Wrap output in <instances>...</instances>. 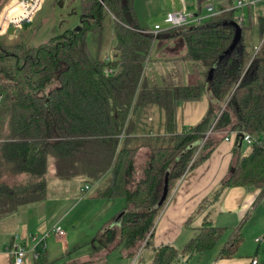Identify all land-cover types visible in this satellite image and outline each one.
I'll return each mask as SVG.
<instances>
[{
	"label": "trees",
	"instance_id": "trees-1",
	"mask_svg": "<svg viewBox=\"0 0 264 264\" xmlns=\"http://www.w3.org/2000/svg\"><path fill=\"white\" fill-rule=\"evenodd\" d=\"M210 1L196 0L198 15ZM234 2L219 0L218 13L200 25L149 36L138 22L134 0H79L78 30L29 50L21 43L6 46L0 38V218L46 200L51 156L57 179L81 177L89 191L98 187L95 199L123 201L120 218H112L98 234L108 250L122 244L135 259L145 242L151 260L144 263L140 254L134 264H180L215 249L228 230L207 221L180 250L154 247L152 237L183 177L223 141L211 137L202 143L216 115L215 133H237V142L243 134L253 139L247 154L233 147L221 189H259L254 203L264 198V18L258 19L257 52L245 47L243 33L251 24L243 22L240 46L219 61L235 34ZM173 40L182 42L181 55L152 60L157 43ZM151 60L200 63L204 75L212 70L208 111L196 126L178 133L176 107L200 101L203 86H151L145 77ZM106 69L113 74L106 76ZM147 105L163 111L166 137L133 136V114ZM140 154L144 160L138 164ZM194 155L198 158L190 165ZM19 176L26 180L15 184L13 177ZM247 219L229 230L218 259L237 254ZM33 264H48L46 251Z\"/></svg>",
	"mask_w": 264,
	"mask_h": 264
},
{
	"label": "rangeland",
	"instance_id": "rangeland-1",
	"mask_svg": "<svg viewBox=\"0 0 264 264\" xmlns=\"http://www.w3.org/2000/svg\"><path fill=\"white\" fill-rule=\"evenodd\" d=\"M8 1L0 0V14ZM218 1L211 0L205 4L203 6V13H207L206 9L209 6H213L214 10H216ZM172 2L176 11L171 9L173 7ZM252 2L253 4L249 8L246 7L242 12L237 13L238 16L243 17L245 25L251 24V29L243 33V40L247 51H252L260 44L261 40L257 33L258 19L264 18V0H253ZM78 4L79 0H45L43 8L30 25L31 27H22L23 29H17L15 33L9 31L8 35L0 38H2L6 46L12 47L21 43L24 44L25 50H29L46 43L53 37L63 34L66 30L79 29L80 15ZM134 8L140 26L150 30H155L162 25L165 18L163 9L165 8L172 14L180 13L184 10L187 15L192 13L197 14L196 0H161L160 2L154 1L153 3L148 2V0H134ZM16 32L18 33L16 34ZM159 51V48L153 50L151 54L152 60L157 57ZM165 54L160 53L159 56L164 57ZM152 60L145 68V77L147 80H151V86L182 87L188 86L193 80L204 84L202 79L206 82L207 75H204V68H201L200 63L153 62ZM190 72H193L191 76H189ZM206 90V88H202L200 101L204 100ZM1 103L0 99V107ZM217 114L219 118L220 112ZM216 118L217 115L210 120V123L213 124ZM133 121L134 137L144 138L148 134H153V136L167 134L165 117L159 107L153 105L139 107L133 114ZM225 134V131L214 132L211 137H213V140H217V138H221ZM203 136L205 137V135ZM247 151H250V147L242 145L241 154H247ZM193 157L190 160L191 163ZM52 160L54 161L49 156L48 163L51 164ZM143 160L140 154L137 160L138 164L143 162ZM45 177L48 190L47 199L43 202L34 203L32 206L36 208L41 207L47 212V216H43L42 211L38 212L37 215L38 217H44L43 223L48 231L51 230L52 226L58 224L57 226H60L65 236H67L66 242V238H63L64 240H57L55 235L51 233V237L48 236L46 241H44L43 247L46 249L48 264H64L66 256L68 257L66 264H68L74 257L91 256L102 251L103 243L98 234L112 218H120V214L123 211L121 204L124 207V203L120 200L106 201L95 199L94 196L97 193L98 187L82 199L81 195L83 194L79 193V189L83 186L82 180L74 179L62 182L51 175L49 168H47ZM13 179L15 184L26 180L23 176L13 177ZM3 181L9 185L13 182L12 179H7V177H3ZM258 203L262 204L263 208L260 207L257 212L251 213L247 219L242 230L243 242L242 246H240V248L242 247L240 252H246L252 256L256 248H258L257 255L261 259V264H264V242L260 244L254 243L255 239H261L262 237L264 239V199ZM205 205L206 203H204ZM226 237L227 235L223 237L216 248L223 243ZM119 250H116V253H119ZM98 262L102 264V258ZM93 263L96 264L95 262Z\"/></svg>",
	"mask_w": 264,
	"mask_h": 264
},
{
	"label": "crops",
	"instance_id": "crops-1",
	"mask_svg": "<svg viewBox=\"0 0 264 264\" xmlns=\"http://www.w3.org/2000/svg\"><path fill=\"white\" fill-rule=\"evenodd\" d=\"M154 1L160 2L161 0H148V2L150 3H153ZM173 4L174 3L172 2V5ZM171 9L176 11L174 5L173 7H171ZM163 12L165 16L167 13H170L166 8L163 9ZM24 27L29 28L31 26ZM11 32L15 33V31ZM17 33L18 32H16V34ZM157 48H159L160 50L157 54V57L160 55V53H167L168 56H178L183 52V45L181 44L180 40H173L169 43L160 42ZM167 54H165V56H167ZM200 66L201 68H203L201 64ZM192 74L193 72H190L189 76H191ZM207 81L208 79H206V82H204L202 79V82L204 84H200V81H198L197 83L196 80H193V82L189 84L202 85L203 88L207 89L204 94V100L197 102H184L177 105L176 128L178 133L181 132L183 128L189 129L193 126H196L205 117L210 102V89ZM233 133L234 132L226 133V136L229 137L230 142H224L223 139V141L218 144L213 153L205 162L197 166L185 177H183V180L181 181L179 187L172 195L170 204L161 213L159 220H157L158 222L155 225L154 234L152 237V243L154 247L173 246L178 250L182 249L190 240L196 237L197 232L201 228L204 221L209 222L214 227L226 228L228 231L226 232V234H224V237L226 235L228 236L230 232L229 230L237 226L243 218H249L251 213L257 212L260 207L263 208L262 204L254 203L256 201V198L258 197V193L260 192L259 189L248 190L239 187L230 189L226 188V190L221 189L222 183L229 174V167L231 166L233 158L232 149L233 147H237L240 151L242 147L237 142V136L234 138L235 140H232V137L230 135ZM148 136H153V134H148L146 137ZM153 137H166V135H154ZM47 168L51 170V175L55 177L53 160L51 161V164H49L47 159ZM74 179H80V181H83L81 177ZM83 187L84 184L79 189L80 194ZM94 189L95 185L93 186V189L90 190L86 195L91 193ZM81 198L83 199L84 197L81 195ZM204 200H207L204 209H202L199 213H195V211L198 209V206H200V203ZM32 205L34 204L21 206L15 213L0 218V264H12L13 254L8 251V248H10L11 241H13V238L15 236H19L21 238V241L25 242L27 245V254L25 258L26 264H33L35 261V255L43 254L44 251H46V249L43 247V243L44 241H46L48 236L51 237L52 228L55 225L52 226L50 231H48L43 223L44 217H38L37 215L38 212L42 211L41 213L43 214V216H47V212H45L41 207L36 208ZM121 206V208H124L123 204H121ZM46 233H49L46 238H44V240H41L37 244H34V242L31 241L33 236H37L41 239L43 235H46ZM64 238H66L67 242V236H65ZM56 239L64 240L58 239L57 237ZM225 240L223 241V243L225 242ZM255 241L256 239L254 240V243ZM263 242L264 240L260 243ZM222 244L212 251L206 252L201 255H195L187 261L185 257V259L181 260L180 264H250V260L252 258H256L258 260V264H261V259L257 255L258 248H256L255 253L252 256L246 252L241 253V247L232 259H218L217 254ZM116 250H119L120 252L116 253ZM115 253L116 256L114 258ZM151 256L152 254L149 249H144L141 253L142 261L144 263L149 262L151 260ZM67 258V256L66 258H64V264H66ZM101 258L102 264H132L134 262V259L128 257V254L123 249L122 244L116 245V247L111 250H108L103 244L102 251L91 256L88 255L77 258L74 257L68 264H94L93 262L99 264L98 261Z\"/></svg>",
	"mask_w": 264,
	"mask_h": 264
},
{
	"label": "built area",
	"instance_id": "built-area-1",
	"mask_svg": "<svg viewBox=\"0 0 264 264\" xmlns=\"http://www.w3.org/2000/svg\"><path fill=\"white\" fill-rule=\"evenodd\" d=\"M44 2L45 0H9L0 14V37L6 36L10 30L16 31L17 29H20L24 26H30L41 11ZM252 4L253 2L251 0H235L234 5L230 10H234L237 13L242 12L244 8L251 6ZM206 10L207 13L205 12V14L203 13L202 15H187L185 13V10L180 13H167L160 27L156 28L155 30L149 29V31H146L145 33L149 34V36H156L162 32L164 33V31H168L171 29L187 28L191 25H200L203 21L211 18L212 16L218 13L217 10H214L213 6L207 7ZM233 22H235L239 27H241V24L244 22L243 17L236 15V19ZM254 50L255 52H257L258 48H255ZM104 74L106 76H109L113 74V72L109 69H106ZM216 120L214 121L216 122ZM215 122L212 124L211 129L205 134L202 143L206 142L209 138H211L212 134H214L213 128ZM230 136L233 140L236 136H238V134L233 133ZM223 137L224 142H230V139L228 136H226V134ZM238 143L251 146L253 143V139L248 134H243V136H241V139H238ZM196 157L197 156L194 155L193 160ZM191 164L192 163L190 162V165ZM89 189L90 188L88 186H84L81 189V194H83V197H85V195L89 192ZM52 233L58 239H63L65 237V234L61 230L60 226L57 225L52 228ZM48 234L49 233L43 235L41 239L37 236H33L31 241L34 242V244H37L41 240H44V238H46ZM263 240L264 239L262 238L256 239L255 243H260ZM25 245L26 243L21 241V238L19 236H15L13 238L10 248H8V251L13 254L12 264H26L25 258L27 254V245ZM144 248L145 242L141 245V247L139 248L140 250H138V252L136 253V257L132 264L137 262V259L144 250ZM35 258H37V255H35ZM250 264H258V260L256 258H252L250 260Z\"/></svg>",
	"mask_w": 264,
	"mask_h": 264
},
{
	"label": "water",
	"instance_id": "water-1",
	"mask_svg": "<svg viewBox=\"0 0 264 264\" xmlns=\"http://www.w3.org/2000/svg\"><path fill=\"white\" fill-rule=\"evenodd\" d=\"M233 27H234V31H235V34H234V37H233V40L228 48V50L223 54V56L219 59V61H221L224 57L228 56L230 53H232L234 51V49L238 48V46H240V40H241V29L240 27L235 24V23H232ZM182 44V42H181ZM211 75H212V70H210L207 74V79L208 81L210 80L209 78H211ZM241 137V136H240ZM240 144V143H239ZM241 145V144H240ZM166 193L167 190H165V193H164V196L162 198V200H160L159 202V205L163 202L165 196H166Z\"/></svg>",
	"mask_w": 264,
	"mask_h": 264
}]
</instances>
